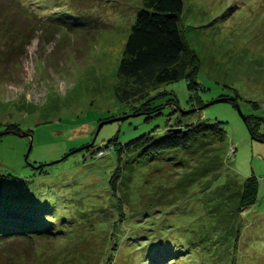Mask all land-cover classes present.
I'll return each instance as SVG.
<instances>
[{"label":"rangeland","instance_id":"1","mask_svg":"<svg viewBox=\"0 0 264 264\" xmlns=\"http://www.w3.org/2000/svg\"><path fill=\"white\" fill-rule=\"evenodd\" d=\"M183 4L179 29L188 54L198 60L195 83L200 88L191 91L185 78L146 82L126 102L123 93L136 85L119 76L117 66L142 0H0L4 195L19 206L36 204L42 213L50 202L64 203L73 221L72 236L58 244L18 235L7 236L12 243L0 239V264L23 259L27 264H77L69 258L79 247L85 250L84 264H106L112 257L107 253L112 226L105 230L100 222L107 219L124 228L116 233L115 242L120 236L121 243L108 264H146V237L139 244V237L130 236L151 225L175 244H195V251L181 252L176 261L163 258L167 252L161 247L154 264H161L160 258L165 264H264V119L259 118L264 117V0ZM218 98L224 100L211 103ZM148 101L163 114L145 120L152 110L138 108L145 109ZM131 105L138 114L118 119ZM166 120L173 132L201 120L219 122L224 138L207 131L154 156L123 153L130 158L122 177L126 181L120 180L116 190L106 185L115 152L98 157L90 151L109 139L124 143L146 132L159 138L168 129ZM42 164L46 174L39 175L34 168ZM250 176L258 179V190L251 194L256 198L241 207L243 182ZM75 194L69 209L67 199ZM85 211L90 219L80 222ZM98 246L103 249L97 253ZM41 252L46 258L38 256Z\"/></svg>","mask_w":264,"mask_h":264},{"label":"trees","instance_id":"2","mask_svg":"<svg viewBox=\"0 0 264 264\" xmlns=\"http://www.w3.org/2000/svg\"><path fill=\"white\" fill-rule=\"evenodd\" d=\"M183 5H184L183 0H142V6L138 8L136 11L135 20L131 25L129 34L124 44L122 56L117 66L118 75L126 78H132L134 84L136 85L135 90L131 92L125 91L123 93L122 99L125 100L126 102L130 98L134 97L137 93H140L142 91L141 88L145 85L146 82L163 84L166 82L176 81L178 79L185 78L187 80V83L191 84L190 86L192 88L188 87L191 91H196L198 88H200V85L198 83H195V76L197 72L196 63L198 62V60H195L196 56L192 55L193 53L188 54V48L185 43V39L179 29V20L183 10ZM186 57L188 59L191 58L192 60L190 64L193 65V67L190 73L187 70L190 64L187 61ZM191 98H193L192 95L190 96V99ZM147 100H149V98ZM172 100L173 102H175V105L178 108L175 95L173 96ZM148 102L149 103L147 106L153 104L150 103L152 101H148ZM146 107L145 109H143V107L138 108V110L140 111L152 110V113L144 117L145 120H149L154 116L160 115L162 113V111H157L155 109V106L153 107L150 106L147 108ZM134 108H135L134 105H131V110L128 109L129 111H126L122 116L128 118L137 115L138 113L136 114V112L138 111H136ZM173 113L174 112H170V114ZM187 113H189V111L185 112L184 114ZM108 116L104 118L108 119ZM259 118L260 120L264 119V117H260V116ZM168 121L169 120L165 121L166 128L170 126ZM248 127L249 126L247 125V128ZM93 131L91 133L92 135L94 134ZM207 131L213 134L214 136L224 138V130L220 126L219 122L206 123L205 121L201 120L189 125L185 124L183 130L179 132H173L171 131V129L168 128L166 129V133L159 136V138H155L151 133H148L146 135L147 133L146 132L124 143L119 142V140L116 141V143H114L113 139H109L107 140L105 145L99 146L97 149H92L90 151V154L93 155L96 153L98 157H101L104 156V154L106 155V153L108 152L111 151L115 152L114 162L112 164L111 169L109 170L106 185H109L111 186L112 189L115 188L116 190V186H117L116 184L120 182V180L122 184L126 181L122 177L124 176V172L126 171V164L129 162L130 158L129 159L124 158L123 153L129 151H140L142 155L154 156L155 154L160 153L162 150H165L166 147H171L172 144H176V145L185 144L188 139H192L194 136H197L198 134ZM143 136L148 138L147 142L140 141V138H142ZM93 145H94V141L92 146ZM103 148H110V149L109 150L107 149V151H105L106 149ZM80 149H84V148H80ZM86 150L89 151V148H87ZM101 150L105 152L99 154ZM62 158H64V156ZM43 166L44 165L42 164L39 168H34L35 170L38 171L39 175L43 173L46 174V171L44 170ZM2 179H3V175L0 174V239H7V242L12 243V240L9 239L11 237H7V236L18 235V236H25L32 240L36 238H44V239H48V242H53L54 244L56 243L58 244L66 240L69 236L68 235L69 233L72 236L73 231L69 226V224H71L72 226L73 223V221H69V218L71 219L72 215L71 213L69 214V212L64 213L63 211L64 203L60 204L61 205L60 207H57V205H55L54 202H50L48 206V211L46 213L44 212L42 213L40 211L42 208L36 204H31V205L26 204L19 206L17 204L12 203L13 198L10 199L5 197L4 189L2 188ZM243 183L244 184H243L242 196L244 195L245 198L243 197L241 198V200H243L241 203V207H244L245 205L247 206V204L252 205V203H254V199L256 198V194H254V196L251 194H253L252 193L253 191L257 192L258 190V179L254 176L247 177ZM14 193L15 192H13V194ZM73 195H71L70 199H67L68 206L70 205L69 209L77 199V195L76 194L75 196ZM48 212L50 214H48ZM122 214L123 213H121V215ZM57 219H60V224L53 225L52 224L53 220H55L56 222ZM88 219H90V217L88 213L85 211L84 216H82V219H80L81 220L80 222H83V220H88ZM80 222H78V224ZM102 222L104 223L100 222V224H104L105 226L106 225L112 226L110 227V231H109L111 236L110 239H112L111 241L112 244L110 249L107 251V253L109 252V254L112 257L108 258V262L106 263L108 264L109 261L111 260L112 262L114 258L113 257L115 255L114 252L118 247L117 243H121L120 236L117 242H115L116 233L117 231H119L120 233L123 232L122 230L124 228L122 227V225L119 226V223L115 221V219L114 220L111 219L110 221H108L107 219ZM107 226L105 230L109 229V228L107 229ZM154 227H155L154 225L142 227L144 229L143 231H141L142 230L141 228L140 232L139 231L134 232L130 236L131 239H137L139 237L140 238V240H138L139 244L141 243L142 239L144 240V238L146 237L144 242H147L148 244H146V246L143 248H145V250L148 249V251L143 257L144 263L154 264V261L156 259L155 257H157V254H160L161 252L160 250L161 247H163V249H165V252H167L166 254H164L163 252L161 253L164 255L163 258L170 255L169 258L167 259L170 260V258H172L171 261L173 260L176 261V259L174 258L180 256L181 252L189 253L192 252V250L195 251V244L192 243V241H187V243L185 242L186 245L175 244V242H173L170 239V237H163L159 234H156V232L154 231ZM88 229L89 228H86V230ZM163 230H167V229H163ZM89 232L92 233L93 230H90ZM164 233H169V232L163 231V234ZM41 234L43 236H41ZM84 237L85 236H82L78 240L83 239ZM158 238L160 239V242H157ZM153 240H155V243H152ZM29 245H31V243H29ZM57 246H60V244ZM72 246H74L73 243ZM12 248L14 249L15 247ZM101 249H103L102 246L100 247L98 246L94 248V250L97 253ZM10 250L11 249L8 247L5 248L6 251L5 256H8L10 254ZM27 252L31 256H33V253H31V251H27ZM70 252H71V257L69 258L70 261H75L77 262V264H84L83 262H85L86 260L85 258L86 256L84 253L85 250L79 247V248H75L74 251H70ZM141 252L143 253L145 251H141ZM65 255L66 254L63 253L64 257ZM38 256H40L41 258L42 257L46 258V253L41 252L38 254ZM163 258H160V260H162L161 264H165L166 262L165 259ZM22 261L23 262L19 264L28 263L24 259ZM68 264L71 263L68 261Z\"/></svg>","mask_w":264,"mask_h":264},{"label":"water","instance_id":"3","mask_svg":"<svg viewBox=\"0 0 264 264\" xmlns=\"http://www.w3.org/2000/svg\"><path fill=\"white\" fill-rule=\"evenodd\" d=\"M222 100H224V99H220V98H218V99H214V100L211 101V103L219 102V101H222ZM238 110L240 111L239 108H238ZM241 116L243 117L242 114H241ZM123 118H125V116H120V117H118V119H123ZM114 119H117V118H113L112 121H113ZM243 119H244V117H243ZM106 122H111V121H110V119L107 120V121H101V122H99L98 127H100L101 125H103V124L106 123ZM173 131H174V130H173ZM18 135L23 136V135H27V134H26V133H22V134H18ZM29 135H30V134H29ZM31 144H32V142L29 143L28 151H29V149H30V147H31ZM83 148H84V147H83ZM78 150H81V149H73V150L69 151V152L66 154V156H67L68 154L74 153V152H76V151H78ZM27 154H28V153H27ZM27 154H26V156H27ZM25 159H26V158H25ZM59 160H60V159H57V160H54V161H52V162H50V163H54V162H57V161H59ZM35 167H38V165H36Z\"/></svg>","mask_w":264,"mask_h":264},{"label":"built area","instance_id":"4","mask_svg":"<svg viewBox=\"0 0 264 264\" xmlns=\"http://www.w3.org/2000/svg\"><path fill=\"white\" fill-rule=\"evenodd\" d=\"M103 151H100V153L99 154H101Z\"/></svg>","mask_w":264,"mask_h":264},{"label":"clouds","instance_id":"5","mask_svg":"<svg viewBox=\"0 0 264 264\" xmlns=\"http://www.w3.org/2000/svg\"><path fill=\"white\" fill-rule=\"evenodd\" d=\"M107 150V149H106ZM101 151H103V150H101ZM99 153V152H98Z\"/></svg>","mask_w":264,"mask_h":264}]
</instances>
